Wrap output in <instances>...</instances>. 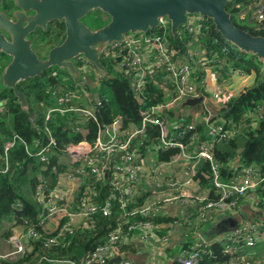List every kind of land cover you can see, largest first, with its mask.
I'll use <instances>...</instances> for the list:
<instances>
[{
  "label": "built area",
  "instance_id": "1",
  "mask_svg": "<svg viewBox=\"0 0 264 264\" xmlns=\"http://www.w3.org/2000/svg\"><path fill=\"white\" fill-rule=\"evenodd\" d=\"M252 8V16L257 22L264 20V4L258 5ZM189 18L188 23L185 25L187 31L191 33L192 38L197 41L196 37L201 33L200 24L196 21L197 17L192 16ZM240 20H246L247 12L242 11L237 14L236 18ZM169 23L166 19L160 20L158 27L166 29ZM180 34V32H178ZM192 50L189 52V56L180 52L179 49L171 47L169 41L163 33L157 31H147L139 33H128L123 36L120 41H115L109 45L103 46L100 54H104L106 57H113L116 61L115 68H119L131 81V86L134 89L137 99H142V86L147 77H153L161 72L165 73L162 84L169 90L170 94L161 103L151 105L148 108L139 110L141 124L140 126L130 127L121 131V117L112 121L109 126H105L100 130L101 135L112 131V134H108L106 140L98 137L92 146L87 145L84 141H78L74 143H67L59 146L55 136L48 125L52 117L57 114H63L66 112H78L85 117L94 120L97 125L98 114L97 107L101 105L102 100L98 96H94L91 100V106L77 105L72 102L73 94L68 91H59L54 89L52 91L55 102L52 106H49L42 118V127H39L31 118L32 125L36 131L41 134V140L38 141L37 147L34 150H30L27 147L26 141L16 132H11V140H7L4 143V151H8L16 143H22L25 146V152L29 157L36 158L39 162H48L55 150L63 151L70 158L73 164V171L78 174L77 180L81 181L80 176L87 173H91L95 182L107 183L112 192L117 191L119 194L118 199L120 207L124 208V205L128 203L133 196L131 187L138 183L137 166L133 165V162L138 161L141 152L131 147V143L143 135L147 124H153L157 126L159 134L160 144L162 148H178L179 151L174 153L172 162L178 163L185 158H191V165L187 167V180H170L169 185L171 187H179L178 196H167L162 200L157 201L152 205H148L136 210L127 211L129 215H136L140 213L142 215H157L161 207L165 204L169 205H182L183 207L189 205V199L193 196L186 193V187L190 183L194 176L197 175V164L199 161L206 160L210 165V172L206 177L209 180V184L217 195L214 198L198 194L195 196L192 203L196 207V218H202L205 214L214 208L221 210H228L236 208L241 199L248 194L249 191L255 189L261 181V178L257 177L258 167L256 165H249L246 168L240 169L239 172H235L232 177L227 181L220 180L219 163L214 160L213 155V143L219 142L224 139H228L232 136V132L224 129L222 124L209 123V119L213 117V113L210 109L205 107L207 114L203 115V119L208 126V135L211 137L209 142L201 141L192 155L182 151V143L175 141L173 137H169L166 130L165 121L161 117V113L176 103L189 98L201 97L205 99V80L199 81L198 71L200 68L205 67H218L224 65V60L218 55H207L206 51ZM80 63V67H76V63ZM90 63V64H89ZM212 63V64H211ZM75 68L77 71V77H81L77 85L86 84L88 77L85 71L92 72L90 70L92 63L79 56L74 59ZM78 71H81L79 75ZM243 74L242 72H239ZM244 91V90H243ZM242 91V92H243ZM230 94L227 91L217 90L212 93L211 98L215 100L214 107L219 110L222 107H226ZM210 99V97H209ZM262 111L261 106H257L254 111V115L260 116ZM196 116L195 111L192 112ZM34 123V124H33ZM189 129H194L193 124H188ZM121 131V132H120ZM124 138L121 139L119 136ZM131 148L133 150H131ZM113 153H117L121 159L126 160L128 165L121 166L118 164L110 166L108 157ZM6 161V159H5ZM86 169H89L87 172ZM162 165L157 166L154 170L161 172ZM1 172L6 173L8 167L0 169ZM70 177H73L71 172L68 173ZM128 184L124 186V183ZM91 188V189H90ZM80 194L77 201H74L67 191H61L60 194L53 193L52 195H44V190L41 185L36 187L35 197L45 204L44 213L38 220V225L43 227L44 230H57L56 235L47 237L43 244L44 246H51L57 242L58 235L64 233H70L74 231V228H90L93 226L94 215L100 212L102 215L107 216L111 213L113 207V196L109 195L106 200L101 203H97L90 200L89 194L95 196V185H90ZM200 193V192H199ZM204 193V192H202ZM19 206L20 203H17ZM263 212V211H262ZM80 216L84 220L79 225H74L75 217ZM67 220L63 221L64 219ZM264 219V212L261 218ZM49 221H54L56 225L53 229H45V225ZM24 223L28 224V229L25 234L27 239H36L37 232L34 229V225L26 220ZM152 220H137L127 225L126 231L121 226H117L114 229L107 231L103 240L98 242L94 248L85 253L80 260L71 258H58V257H42L46 264H107V262L113 258L119 256L118 260L111 264H135L127 258L125 252L121 249V244L125 241L128 233H131L134 229L141 231L137 237L139 242H143L147 239L148 229L152 227ZM203 234V233H202ZM200 233L198 239L194 243H190L188 246H182L179 253L175 254L172 261H176L179 264H199L203 259V254H210L209 250H205V244L207 242V236ZM216 240H225L226 245L223 253L229 254L230 258L223 264H264V256L258 257L256 254L251 255L244 251V246H252L264 239V223L258 222L257 219H241L239 226L229 232H224L214 235ZM169 240V237H161L162 245H165ZM252 240V241H251ZM255 241V242H253ZM12 249L8 253H0L1 258H7L10 256H16L17 254H23L25 246L17 238H11ZM150 264H157L152 262ZM209 264H219L217 261Z\"/></svg>",
  "mask_w": 264,
  "mask_h": 264
},
{
  "label": "crops",
  "instance_id": "2",
  "mask_svg": "<svg viewBox=\"0 0 264 264\" xmlns=\"http://www.w3.org/2000/svg\"><path fill=\"white\" fill-rule=\"evenodd\" d=\"M261 4H264V0H257L253 5V10L255 7ZM198 49L200 50L199 51L200 53H202V50L204 51V53L205 51H207L203 45L195 44L193 47L188 46L185 55L189 56V52ZM215 54L216 53H212L210 56ZM225 65L226 64L218 67L200 68V70L198 71L197 74L199 77V81L202 79L205 80V86H204L205 96H206L205 99L201 98V100L195 102L192 105L184 104V101L187 100L184 99L161 113V117L165 121V124L168 121L170 122L171 125V128H169L166 125L168 136L173 137L175 141H178L183 145V148L180 149V152L185 151L189 153V155H192L193 151L196 149L197 145L201 141L209 142L211 140V137L208 135V126L205 120L203 119V115L207 114L205 107L210 109L214 114L213 117L216 118V120L214 119L213 123H219L224 125L225 121L217 117L219 109L214 107L215 100L211 98L213 92L217 90L227 91L230 94V97L228 98L229 101L231 98L237 96L246 88L252 87L254 85L256 81V74L254 71H251L246 74L245 73L240 74L237 70L229 68L228 67L229 65L226 66ZM224 66L228 67V69H226ZM90 70H92L91 73L85 71V74L88 77V81L86 82V84L78 85L76 90L73 89L71 91L73 94L72 102L74 104L77 105L83 104L82 106H91V100L94 98V96L96 95L99 97V94L97 92V88L99 87V83H98L99 77H104L106 71L105 69L101 70L97 68L94 64H92ZM112 71H114L115 73L116 72L120 73L119 70L115 67H112ZM78 73L79 75H81V71H78ZM72 75L75 78L77 77V75L74 74ZM164 76L165 73L161 72L160 74H156L153 77L146 78V81L142 86V95H140L142 99H137L134 89L131 86V81H129L130 89L135 97L136 103L140 105L139 108L140 110L148 108L151 105H155L157 103H161L163 101L168 100L165 98L169 96L170 92L162 84V81L164 80ZM149 84L156 86L162 93V99L159 102L150 105H148L146 101V97H147L146 95L149 92V88H148ZM51 97L52 99H45L41 101L40 103L41 110H43L42 114L36 111L31 112V114L29 115V121L31 125H32L31 118H33L35 123H37L39 127H42L41 122L44 113L46 112L49 106H52L54 104L55 102L54 99H56L53 97V94H51ZM97 109H98L97 110V114H98L99 107H97ZM193 111L197 113L196 116H194V114L190 115L192 114ZM249 116H250L249 123L252 125H256L255 120H257L258 117L254 115V110L249 112ZM59 117L64 119L65 124L71 127L72 132L74 134L80 136L79 139L68 141L66 142V144L67 143L75 144L78 141H84L89 146H92V144L95 143L98 137H100L103 140H106L108 138V134H112V131H108L107 133L101 135L100 130L104 129L105 126H109L112 123V121L116 118L119 117L122 118L121 131L133 126L138 127L141 124V118L139 119V121L134 122L132 120H128L125 115L115 114L109 122L105 123L98 120L99 124L97 125V123L94 120L89 119L78 112H66L63 114H57L54 117H52V119L50 120V124L53 123ZM88 122L94 123L95 125L94 130L91 128L90 123ZM198 123H204L205 125L206 137L204 139H200V133L196 129ZM185 124L186 126L188 124L194 125V129H192L193 133L187 143H184L176 134L177 128L180 126L182 127V125ZM227 130L232 132L231 137L237 134V128L234 125L231 128L229 127ZM119 138L123 139L124 137L120 135ZM23 139L26 141L27 147L30 150L36 149L38 141L41 140L40 136L36 138H32L30 141L26 140L25 138ZM7 140H11V133L8 136H5V139L3 140V144H2L3 154L0 155V159H2L3 164L2 165L0 164V169L9 166L8 151L11 150L13 147H17L18 145L23 150V152H25V146L22 143H18V144L16 143L13 147L9 148L8 151L5 152L4 143ZM217 144L220 145L221 142L220 141L214 142L213 148H215V146L217 147L218 146ZM239 146L240 147L237 149V152L240 151L242 145ZM131 147L136 149V151L141 152L139 158L137 159L138 161L133 162V165L135 163V165L137 166L138 183H135L131 187V190L133 191L132 193L133 196L130 197L131 199L128 201L127 204L124 205V208L120 207V203H119L120 199H118L119 197L118 192L117 191L112 192L107 183L95 182L94 178L92 177L93 175L91 173H87L83 176H80L81 181H83L82 185L80 186V182L77 180L79 176L73 171V164L71 163L70 158L66 153L60 150H55L48 162H39L34 157L28 158V159H32L33 162L38 165V170L35 175L36 184L32 187L28 186L27 190L21 193L20 199L26 200L32 207L37 209L40 218L44 213L43 209L45 204L35 197V191L38 185L42 186L44 190V195L49 196L52 195L53 193L60 194L61 191H67V194L74 201H77L80 194L83 193L85 189L90 188V185H95L94 191L96 195L92 196L91 194H89L88 196L90 200L92 199V201L94 202L101 203L103 200H106L107 197H109V195L113 196L114 204L111 213L107 216L102 215L100 212L96 213V214L100 213L101 216L103 217L114 216L115 225L114 227L107 228L106 233L108 230L114 229L117 226H121L124 229V231H126L127 225L137 220H145V219L152 220L153 225L148 229L147 239L145 241L139 242L137 240V237L141 231L134 229L131 233L127 234L125 241L121 244V249L124 250L127 258L135 264H150L152 262H156L157 264H173L172 259L174 255L179 253L184 243H194L198 239L199 233L202 236H204L203 234L207 235V233L217 236V234L211 233V230L214 227V225H212V227H206L207 223L213 221L214 218L216 219L215 221L218 222L220 219L224 217H234L236 216V214L240 216L242 215L243 220L250 219L255 221L256 219L262 217L263 210H261L257 205V199L256 200L254 199L252 201L248 197L245 200L243 199L241 202H239L236 208L231 209L230 211L214 208L211 211L207 212L205 216L202 218L198 219L194 216V214L196 213V207L193 206L192 203L196 195L201 194L206 198L208 196L210 198H214L217 196L214 193L209 183H207L208 187L203 184L202 174L203 172H205L204 170L209 171L208 162L206 160H202L198 162L197 170L199 174L197 173V175L193 177L192 181L187 185H185L186 193H189L193 196L192 199H189L190 201L189 205L183 207L182 205L173 206V205L165 204V206L161 207V210H159L157 212L158 214L155 216L142 215L140 213H137L136 215L127 214V211H132L148 205H152L157 201L162 200L164 197L178 196L180 188L171 187L169 185V181L187 180V174H186L187 167L190 166L192 162L191 158H185L183 160V163H181V161L178 163L172 162V158L175 155L174 153L178 152L179 149L162 148L160 144L159 134L157 131V126L153 124H147L144 134L136 138L131 143ZM132 148L131 150H133ZM171 149H175V151L172 154H169L167 157H164V155H166V153L169 152V150ZM108 160L111 167L115 164L121 166L128 165L126 160L121 159L120 156L117 155V153H113L111 156H109ZM214 160L218 163V160L215 158V155H214ZM235 162L236 159L234 158L232 165L234 166L236 172H239L240 169L249 166V165H245L239 168L236 167ZM24 164L23 163L20 164L21 167H24ZM28 165L30 166V164ZM159 165H162L161 172L154 170V168H156ZM86 171L88 172L89 169H86ZM12 172L13 171H9V169L6 172V177L9 182L14 179L13 177H11ZM69 172L73 174V177H70L68 175ZM257 177H259V175H257ZM220 180L227 181V177L221 175ZM127 184L128 183L125 182L124 186H126ZM28 197L35 198V201L34 200L30 201ZM95 215H94V222L92 227H94V225L96 224ZM67 219L68 218L66 217V219H64L63 221ZM83 220L84 219L82 217L77 216V218L74 219V225L75 226L79 225V223H82ZM55 226L56 225L54 224V221H49L45 225V229H50L52 227L54 229ZM92 227L90 228L80 227V228H74V230L76 229L86 230V229H91ZM41 228L43 230V227ZM6 230H8L7 234L3 235V232ZM26 232L27 229L25 230L23 226L13 224L8 221L5 222L2 226H0V253H8L12 249L13 246H12L11 238L13 239L17 238L21 242V244L25 246V249L32 250L33 247L31 241L25 237ZM166 235L169 237V240L165 245H162L161 237ZM105 236L101 240H103ZM100 241H97L93 245V248ZM57 242L58 245L60 246L63 245V243H65L63 235H58ZM257 244H258L257 246L255 245L244 246L243 247L244 251L240 250V253L247 252L248 254L251 255L256 254V256L258 257L264 256V239L262 241H259ZM20 256H22V254H17L16 256H10L1 259H4L5 261L7 260L14 261ZM118 258L119 256L111 258L107 262V264H111L112 262H115L116 260H118ZM218 263L223 264L225 263V261L222 262L220 261Z\"/></svg>",
  "mask_w": 264,
  "mask_h": 264
},
{
  "label": "trees",
  "instance_id": "3",
  "mask_svg": "<svg viewBox=\"0 0 264 264\" xmlns=\"http://www.w3.org/2000/svg\"><path fill=\"white\" fill-rule=\"evenodd\" d=\"M256 1L231 0L227 3L226 9L231 14L235 25L253 35L264 36V20L257 22L253 19L254 16H252L251 7ZM245 10L247 14L251 15L254 23H244V20H236L237 14ZM195 17H197L196 21L200 24L201 31L198 37H196L197 41L192 38L191 33L187 31L185 25L180 26L175 32H172L169 26L166 29L157 27L151 29V31L163 33L168 39L169 45L179 49L182 53L187 51L188 46L193 47L195 44H200L206 48L207 55H211L212 53L218 54L225 64L229 65V68L245 74L251 71L255 72L256 81L254 85L231 98L226 107H222L219 110L217 117L225 121L223 125L224 129L231 128L234 125L237 128V134L228 139L221 140V144H217L218 146L213 148V152L215 158L218 160L221 175L227 177V179L232 177L236 172L232 165L234 158L236 159V167L240 168L251 164L258 167L256 173L261 178L260 184L251 192L249 191L241 201L247 197L252 201L257 199V205L264 212V74H262L261 61L255 54L244 52L236 45L227 41L215 29L211 18ZM100 60L106 72L104 77H99L98 82L99 87L97 88V92L99 98L101 97L100 99H102L99 106L98 120L106 123L115 114H121L125 115L128 120L139 121L140 105L136 103L130 89V79L119 68L118 70L121 74L112 71V67L117 64L113 57H106L100 54ZM80 66L79 62L76 63L77 68ZM228 67L225 68L228 69ZM80 79V76L75 78L66 69L47 71L43 72L40 76H34L28 80L26 108H23L17 99H0V155L3 154L2 144L5 136H8L13 131L28 141L41 136L29 121L31 112L36 111L40 113L41 101L52 99L51 94L54 89L63 92L76 90L78 86L77 82ZM148 88L149 92L146 95L147 104L159 102L162 99L161 91L152 84H149ZM257 106H261L262 111L258 119L255 120L256 125H252L249 123V112L255 111ZM214 119L216 120L214 117L210 118L209 123H213ZM88 123H90L91 128L94 130V123ZM48 125L59 146L66 144L68 141L77 140L80 137L72 132L71 127L65 124L63 118L59 117L51 124L48 122ZM196 129L200 133V139H204L206 137L204 123H198ZM176 131L177 136L184 143L189 141L193 133V130L189 129L186 124L178 127ZM239 145L242 146L240 151L237 152V149L240 147ZM174 151L175 149L169 150L164 157H167ZM8 157V169L14 172H12L11 176L14 179L9 182L6 173L0 171V226L8 221L23 226L26 230L28 229V224L24 223V220H26L34 225L37 237L36 239H29L33 247L32 250L25 249L22 256L14 261L0 259V264H46L42 258L44 256L80 260L86 251L92 250L93 245L106 235L107 228L114 227V216L103 217L99 213L95 215L96 224L91 229H76L71 233H64L65 243L61 246L58 243L44 246V240L47 237L56 235L57 230H42L41 226L38 225V210L32 207L26 200L20 199L21 193L27 190L28 186L32 187L36 184L35 175L38 165L32 159H28L30 157L18 145L8 151ZM22 163H25L24 167H21L20 164ZM0 164H3L2 159H0ZM208 170H204L205 172L202 174L203 184L207 187L209 180L206 175L210 172L209 163ZM17 203H20V205L18 206ZM257 221L264 223V219H257ZM7 232L8 230L4 231L3 235H6ZM206 236L205 250H209L211 253L203 254V259L199 264L228 261L230 258L229 254L223 253L226 241L216 240L214 235L210 233H207ZM188 245L190 243H184L183 246ZM173 264L179 263L173 261Z\"/></svg>",
  "mask_w": 264,
  "mask_h": 264
},
{
  "label": "water",
  "instance_id": "4",
  "mask_svg": "<svg viewBox=\"0 0 264 264\" xmlns=\"http://www.w3.org/2000/svg\"><path fill=\"white\" fill-rule=\"evenodd\" d=\"M69 7L58 6L56 11L48 15L64 16L66 37L61 44L52 48L43 61L35 57L23 35L39 22L38 15L26 20V24L15 23L0 12V30L7 32L10 39L0 33V51L13 56L2 77L5 85L10 86L18 102L23 108L27 100L16 82L27 77L40 76L42 71L51 65H58L77 75L72 59L79 56L104 70L100 60V51L105 45L120 41L125 34L147 32L157 28L160 20L166 19L171 31L175 32L186 25L194 15L211 18L215 29L230 43L240 50L255 54L264 67V36L253 35L235 25L226 5L231 0H66ZM34 0H16L23 10L27 9ZM98 8L106 12L109 21L95 29H90L79 18L88 10ZM43 22V19H40ZM201 97L187 99L186 105H192ZM242 215L224 217L214 224L211 233L220 234L235 230L239 226Z\"/></svg>",
  "mask_w": 264,
  "mask_h": 264
},
{
  "label": "flooded vegetation",
  "instance_id": "5",
  "mask_svg": "<svg viewBox=\"0 0 264 264\" xmlns=\"http://www.w3.org/2000/svg\"><path fill=\"white\" fill-rule=\"evenodd\" d=\"M70 1L72 2L73 0ZM60 5L69 7L70 3L66 0H34L33 4L30 5L32 7L23 10L17 5L16 0H0V12H2L7 19H11L12 23H15L17 18H20L19 22H23V25L26 24V20L29 16L31 18L36 14L38 15L39 22L35 23L31 30L25 32L23 37L28 41V46L34 53L35 57L43 61L46 59L49 51L61 44L66 37L64 16L59 18L55 15H48L55 12ZM41 18L43 19V22L40 21ZM105 18H109L106 12H103L98 8H93L84 13L79 20L90 29H93L91 22H99L97 20L102 21ZM0 33H2L5 38L10 39L7 32L0 30ZM12 59L13 56L11 54L0 51V99H18L13 89L10 86L5 85L2 77L7 65ZM61 69L64 68H61L58 65H51L46 67L42 73ZM30 78L33 77L20 79L16 82L17 88L23 92L25 99H27L26 91L28 80Z\"/></svg>",
  "mask_w": 264,
  "mask_h": 264
},
{
  "label": "rangeland",
  "instance_id": "6",
  "mask_svg": "<svg viewBox=\"0 0 264 264\" xmlns=\"http://www.w3.org/2000/svg\"><path fill=\"white\" fill-rule=\"evenodd\" d=\"M195 16H199V15L196 14ZM195 16H194V17H195ZM101 20H102V19H101ZM236 20H240V18L237 17ZM97 21H99V22H95V21L91 22V26H92L93 29L105 25V24L109 21V18H105V19H103L102 21H100V20H97ZM244 21H245L244 23H254V21L251 19V15H250V14H247V18H246V20H244ZM72 61L74 62V59H72ZM211 64H212V63H211ZM261 64H262V74H264L263 63L261 62ZM66 70H67V69H66ZM69 73H70V72H69ZM40 113L42 114V113H43V110H41ZM166 125H167L169 128H171L170 122L167 121V122H166ZM28 199H29L30 201H32V200L35 201V198H33V197H32V198H31V197H28ZM75 218H77V217H75ZM215 220H216V219L214 218L213 221L208 222L207 225H206V227H212V225H214V224L216 223ZM206 232H207V231H206ZM251 241H252V240H251ZM253 242H255V241H253ZM253 245L257 246L258 244L255 243V244H253ZM248 246H250V245H248Z\"/></svg>",
  "mask_w": 264,
  "mask_h": 264
}]
</instances>
